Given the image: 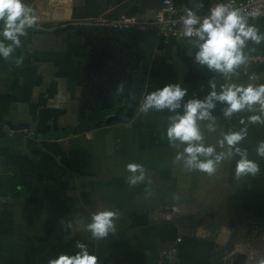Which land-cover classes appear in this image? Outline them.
I'll return each mask as SVG.
<instances>
[{
  "label": "crops",
  "instance_id": "1",
  "mask_svg": "<svg viewBox=\"0 0 264 264\" xmlns=\"http://www.w3.org/2000/svg\"><path fill=\"white\" fill-rule=\"evenodd\" d=\"M215 1L203 0L198 14L207 15ZM175 2L186 10L200 0ZM26 3L39 22L8 61L0 57V264H48L60 254L75 255L77 241L98 264H154L178 238V253L165 264L264 259V157L257 155L264 125L248 123L259 106L226 118L227 105L216 102L214 119L198 121L205 146L226 154L212 175L176 160L186 147L179 141L173 147L167 138L176 113L141 110L148 93L180 83L188 90L176 110L183 114L188 100L212 91L210 81L217 92L221 85L264 84V67L245 73L240 66L229 79L195 62L193 46L163 43L152 32L81 24L102 14L153 19L163 0ZM249 23L264 33V17ZM244 52H264V42L249 41ZM253 74L259 79L250 80ZM245 127L237 147L260 171L237 177L241 157L234 149L228 156V146L218 142ZM129 163L145 169L135 185L128 183ZM105 209L118 213L116 231L93 239L87 225Z\"/></svg>",
  "mask_w": 264,
  "mask_h": 264
},
{
  "label": "clouds",
  "instance_id": "2",
  "mask_svg": "<svg viewBox=\"0 0 264 264\" xmlns=\"http://www.w3.org/2000/svg\"><path fill=\"white\" fill-rule=\"evenodd\" d=\"M204 7L203 0L197 4L196 9L187 8L181 17L183 36L195 38L194 60L199 65L206 66L209 70L220 73L226 78H231L236 70L247 63V56L244 49L248 42L259 45L264 42V33L249 23V18H257L261 14L258 10L252 12L242 11L234 7L232 3L216 2L201 17L198 9ZM0 22L2 30L0 36V57L8 61L17 48L22 47L21 37L28 35L27 30L34 28L39 22V17L34 9L26 3V0H0ZM5 41L9 43H5ZM24 57H16L15 64L20 67ZM250 80H257L255 74L249 77ZM212 91L204 99H190L183 105V114L176 110L181 107V102L187 95V89L180 83H168L162 88L148 93L141 105V110L146 114L150 109L161 111L168 109L176 113L170 117L171 123L167 128V138L171 146L179 141L186 145L182 153H177L176 160L183 161L189 170H198L208 175L215 173L217 166L225 159V153L216 152L215 146H205L204 136L200 131L198 121L213 120L211 110L215 108L216 102L227 105L224 109V116L230 118L234 113L242 111H257L259 115L248 117V123L264 125V84L256 85L249 83L247 86L228 84L221 85L219 92L216 91L215 82L210 81ZM124 84L117 86V93L123 91ZM243 124L244 121L241 120ZM213 125H209V131H214ZM247 136V128L240 131H230L224 134L218 142L223 148L228 146V156L235 153L241 159L237 162L236 175H256L260 169L259 165L247 158V151L241 150L237 145ZM257 155L264 157V141H260L257 148ZM204 157L205 159H200ZM127 170L133 173L128 177V183L135 185L144 179V167L142 164L129 163ZM139 172L140 175H135ZM118 213L105 209L92 215V222L87 225L93 239H104L110 232L114 233L116 227L114 220ZM75 247L79 251L75 255L60 254L55 259H50L48 264H98V258L90 254L87 246L79 241ZM264 264V259L258 261Z\"/></svg>",
  "mask_w": 264,
  "mask_h": 264
},
{
  "label": "built area",
  "instance_id": "3",
  "mask_svg": "<svg viewBox=\"0 0 264 264\" xmlns=\"http://www.w3.org/2000/svg\"><path fill=\"white\" fill-rule=\"evenodd\" d=\"M218 2L216 0L213 5ZM219 2L232 3L234 7L240 8L245 12L259 11V17L249 18V22L264 17V0H219ZM185 10L176 5L175 0H163L161 12L153 19H144L136 15L119 14L115 17L107 15H98L81 23L83 26H91L103 30L119 31H142L154 33L163 43L169 44L173 41L184 46H193L195 38H186L183 36L181 17ZM194 47V46H193ZM247 63L241 65L243 71L248 73L252 68L264 67V52L246 53ZM160 251L154 264H165L172 256L178 253V242Z\"/></svg>",
  "mask_w": 264,
  "mask_h": 264
},
{
  "label": "trees",
  "instance_id": "4",
  "mask_svg": "<svg viewBox=\"0 0 264 264\" xmlns=\"http://www.w3.org/2000/svg\"><path fill=\"white\" fill-rule=\"evenodd\" d=\"M244 262H245V256L240 255L238 257V260L235 261V264H244Z\"/></svg>",
  "mask_w": 264,
  "mask_h": 264
},
{
  "label": "rangeland",
  "instance_id": "5",
  "mask_svg": "<svg viewBox=\"0 0 264 264\" xmlns=\"http://www.w3.org/2000/svg\"><path fill=\"white\" fill-rule=\"evenodd\" d=\"M243 216L241 215V217H240V225H244V224H242V223H246V221L242 218ZM259 227V226H258ZM256 229V231L258 232V228H255Z\"/></svg>",
  "mask_w": 264,
  "mask_h": 264
}]
</instances>
